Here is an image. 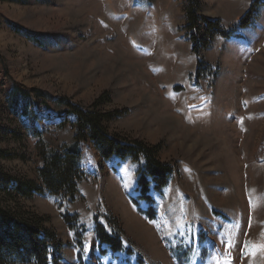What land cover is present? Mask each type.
<instances>
[{"label":"rangeland","instance_id":"rangeland-1","mask_svg":"<svg viewBox=\"0 0 264 264\" xmlns=\"http://www.w3.org/2000/svg\"><path fill=\"white\" fill-rule=\"evenodd\" d=\"M187 5L0 0L3 173L42 185L39 144L61 149L75 134L59 99L86 107L103 93L101 109H127L110 131L159 144L177 168L161 189L149 176L139 185L144 159L104 157L82 141L87 176L75 201L0 185L1 206L44 218L54 233L48 264H264V0H200L223 31L209 46L200 36L197 50ZM238 26L247 40L224 31ZM100 225L120 250L101 242Z\"/></svg>","mask_w":264,"mask_h":264},{"label":"trees","instance_id":"trees-1","mask_svg":"<svg viewBox=\"0 0 264 264\" xmlns=\"http://www.w3.org/2000/svg\"><path fill=\"white\" fill-rule=\"evenodd\" d=\"M256 3H253L251 8ZM187 28L194 42L195 49L203 45L200 36H204V46L210 45V40L220 33L219 21L211 20L202 15L200 0H188L186 7ZM253 16L252 9L241 18L240 25H247ZM20 93L30 94L31 89L22 84H16ZM110 99L103 93L89 106H81L65 97L59 102L66 108L64 113L74 117L75 134L73 142L64 145L61 149H47L39 144V157L42 161L38 168V176L42 185L33 179L14 177L0 170V185L8 195L33 198L45 190L50 195L61 197L66 201H75L80 183L86 179L81 160L83 149L82 141H90L104 156L116 155L120 158L129 157L134 162L145 160L139 185L147 181L145 176L152 178L158 188L166 186L171 176L177 171L176 165L165 162L160 158L159 144L148 145L142 140H129L110 131L109 124L116 118L122 117L127 109L105 111L101 109L102 102ZM145 194L149 192V184L139 186ZM150 199V198H149ZM151 201V199H150ZM18 211V212H17ZM66 218H71L67 215ZM45 219L30 212H21L0 205V264L17 262H35L48 264V246L53 243L54 233L44 226ZM99 238L102 243L110 244L112 249L120 250V242H116L103 226H99ZM60 245V241L54 242ZM55 261V258H53Z\"/></svg>","mask_w":264,"mask_h":264},{"label":"snow or ice","instance_id":"snow-or-ice-1","mask_svg":"<svg viewBox=\"0 0 264 264\" xmlns=\"http://www.w3.org/2000/svg\"><path fill=\"white\" fill-rule=\"evenodd\" d=\"M87 247H88V246H87V245H85V250H87ZM229 247H231V245H229Z\"/></svg>","mask_w":264,"mask_h":264}]
</instances>
